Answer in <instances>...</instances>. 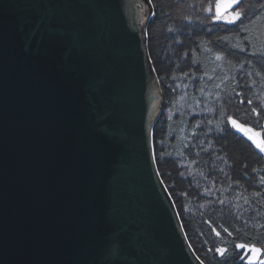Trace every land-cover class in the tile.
Wrapping results in <instances>:
<instances>
[{"label": "water", "instance_id": "obj_1", "mask_svg": "<svg viewBox=\"0 0 264 264\" xmlns=\"http://www.w3.org/2000/svg\"><path fill=\"white\" fill-rule=\"evenodd\" d=\"M153 15L150 0H0V264H204L155 161Z\"/></svg>", "mask_w": 264, "mask_h": 264}, {"label": "trees", "instance_id": "obj_2", "mask_svg": "<svg viewBox=\"0 0 264 264\" xmlns=\"http://www.w3.org/2000/svg\"><path fill=\"white\" fill-rule=\"evenodd\" d=\"M150 1L149 54L164 99L153 133L156 164L185 232L193 247L195 238L213 246L215 228L231 232L233 245L264 249V152L231 125L238 121L264 136V0H241L233 24L217 20L219 0ZM185 83L197 86V96L206 86L217 112L198 127L189 125L179 145L177 121L165 114L175 112ZM189 157L195 177L179 167Z\"/></svg>", "mask_w": 264, "mask_h": 264}, {"label": "rangeland", "instance_id": "obj_3", "mask_svg": "<svg viewBox=\"0 0 264 264\" xmlns=\"http://www.w3.org/2000/svg\"><path fill=\"white\" fill-rule=\"evenodd\" d=\"M209 12H212L210 8H209ZM239 19H240V15L235 10H231L225 13L222 17H220V19L217 20L223 23L233 24L236 23ZM201 81H204V78H201ZM196 89L197 86L195 84H187V83L181 84L178 88V93H177L178 95L176 96L177 101L175 102V106H174L175 112L166 111L165 114L169 116L172 120L177 121V127L179 130V139H180V141L178 142L179 145H181L183 141L187 138L189 125H195L198 127V125L201 122L213 117L217 112V108H216L217 99H213L212 96L213 93L206 86H203L199 90L200 95L197 96ZM212 120L213 119H211V121ZM259 135L261 137L263 136L261 133H259ZM158 145H161V143H158ZM155 157L157 158L156 152H155ZM179 167L180 170L183 171V173H185V171L189 169L190 170L189 176L195 177L194 166L190 163V157L188 160L181 159L179 161ZM184 177L187 176L184 174ZM197 178H199L198 173H197ZM201 207L203 210H205L207 204L204 203L201 205Z\"/></svg>", "mask_w": 264, "mask_h": 264}, {"label": "flooded vegetation", "instance_id": "obj_4", "mask_svg": "<svg viewBox=\"0 0 264 264\" xmlns=\"http://www.w3.org/2000/svg\"><path fill=\"white\" fill-rule=\"evenodd\" d=\"M158 121L159 118L154 126L153 133ZM152 146L155 154L154 138ZM224 231L227 235L212 228L211 232L214 234V237L211 240L214 242V245L210 246L207 239L195 238V248L192 245L193 242L191 243L187 233H185L192 249L204 264H264V249L256 245H233L232 243L236 240L235 237L231 232L229 234L226 229Z\"/></svg>", "mask_w": 264, "mask_h": 264}]
</instances>
